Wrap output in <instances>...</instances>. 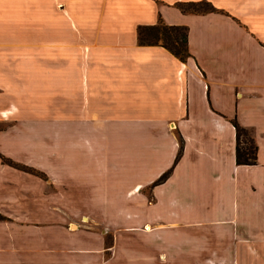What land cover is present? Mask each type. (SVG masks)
Masks as SVG:
<instances>
[{
  "label": "crops",
  "instance_id": "1",
  "mask_svg": "<svg viewBox=\"0 0 264 264\" xmlns=\"http://www.w3.org/2000/svg\"><path fill=\"white\" fill-rule=\"evenodd\" d=\"M189 1L0 0V264H264V0Z\"/></svg>",
  "mask_w": 264,
  "mask_h": 264
},
{
  "label": "trees",
  "instance_id": "2",
  "mask_svg": "<svg viewBox=\"0 0 264 264\" xmlns=\"http://www.w3.org/2000/svg\"><path fill=\"white\" fill-rule=\"evenodd\" d=\"M177 5L184 11L203 12L215 9L211 2L207 0L178 2ZM138 39L142 44L164 45L182 60H186L191 55L188 45V26L186 25L168 24L163 19L154 24H142L138 27ZM233 123L237 129V161L239 163H255L257 161L258 146L251 130L242 125L236 118L233 119ZM182 147L183 144H181L177 159L182 154ZM8 160L20 168L39 173V171L30 166L11 159ZM170 172L171 169L164 172L156 182L165 179Z\"/></svg>",
  "mask_w": 264,
  "mask_h": 264
},
{
  "label": "rangeland",
  "instance_id": "3",
  "mask_svg": "<svg viewBox=\"0 0 264 264\" xmlns=\"http://www.w3.org/2000/svg\"><path fill=\"white\" fill-rule=\"evenodd\" d=\"M12 122L13 121H6V120H0V129H3V128H6L8 125H10V124H12ZM57 121H48V123H49V125L51 126H55V125H53L54 123H56ZM63 122V125H64V127H66V122H64V121H62ZM48 125V126H49ZM50 127V129L49 128H45L46 130H48V131H51V133H50V135H48V143H49V145H46L47 147H50V145L52 146V145H54L55 143V139L53 138L54 136V131H55V129L53 128V127ZM57 130H60V129H57ZM63 130H64V132L65 131H68V133H69V127H66V128H63ZM15 131H16V133L17 134H22L23 133V129L21 128V127H19V128H15ZM58 133V132H57ZM58 135V134H57ZM53 136V137H52ZM56 136V135H55ZM64 147H65V145H64ZM35 170H37V169H35ZM37 171H39V170H37ZM39 174H42V176H43V178L45 179V181H46V183H48L49 184V182H51L52 180H51V176L50 175H47L46 173L44 174L43 172H41V171H39ZM55 178H57V181H58V177H55ZM55 178H53L52 177V179H55ZM52 183V185H54L53 183V181L51 182ZM145 192L148 194V196L149 197H151L152 196V192H151V186L149 185L148 187H146L145 188ZM61 214V215H60ZM84 214H86V210L84 209V213H82L79 217H76V216H74L73 215V213H72V210L71 209H60V208H58V221H60L61 219H62V217H67L68 219H71L70 220V222L68 223L72 228H75L76 227V224H72L73 222H75L76 220V218L77 219H79V220H81V221H84V219L85 220H87L88 219V217L87 216H85L84 217V219H83V217H82V215H84ZM74 217V218H73ZM94 226L97 228V229H106L107 227H105V225H103V224H100V223H95L94 224ZM148 226H150V225H147V228H148ZM108 229V228H107ZM110 232H108V234H109ZM111 243H113V239L111 238V236L110 237H108V239H107V245H109V244H111Z\"/></svg>",
  "mask_w": 264,
  "mask_h": 264
},
{
  "label": "bare ground",
  "instance_id": "4",
  "mask_svg": "<svg viewBox=\"0 0 264 264\" xmlns=\"http://www.w3.org/2000/svg\"><path fill=\"white\" fill-rule=\"evenodd\" d=\"M150 226H148V228H149Z\"/></svg>",
  "mask_w": 264,
  "mask_h": 264
}]
</instances>
